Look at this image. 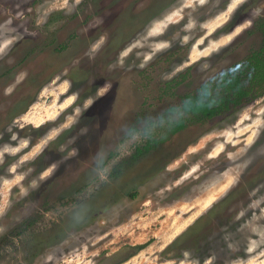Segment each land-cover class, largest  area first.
<instances>
[{
  "label": "rangeland",
  "instance_id": "1",
  "mask_svg": "<svg viewBox=\"0 0 264 264\" xmlns=\"http://www.w3.org/2000/svg\"><path fill=\"white\" fill-rule=\"evenodd\" d=\"M258 22L264 0H0V264H264V85L182 109Z\"/></svg>",
  "mask_w": 264,
  "mask_h": 264
},
{
  "label": "trees",
  "instance_id": "2",
  "mask_svg": "<svg viewBox=\"0 0 264 264\" xmlns=\"http://www.w3.org/2000/svg\"><path fill=\"white\" fill-rule=\"evenodd\" d=\"M258 24L263 26L264 22L261 24L258 22ZM261 34L264 38V30H261ZM250 57L252 58L250 59L251 61L248 62L247 66L241 72V75H245L242 73L246 72V76L248 75L249 78L240 77L241 75L236 76L233 71L227 73L225 76H221L220 82L224 87L217 93L214 100H201L199 102L193 99L187 100L183 103V113L194 119H209L223 113L226 109L241 106L254 96H260L264 88L252 97L250 96V92L264 85V39L261 48L253 52ZM183 121L184 119L177 123V127L173 129V132L183 127ZM27 226H32V220L28 221ZM2 245L0 242V250L2 249ZM8 245L10 244L5 242L4 246ZM144 246H136V249H142Z\"/></svg>",
  "mask_w": 264,
  "mask_h": 264
},
{
  "label": "flooded vegetation",
  "instance_id": "3",
  "mask_svg": "<svg viewBox=\"0 0 264 264\" xmlns=\"http://www.w3.org/2000/svg\"><path fill=\"white\" fill-rule=\"evenodd\" d=\"M56 208H58V206H57V205H56V207L54 206V210H55ZM39 221H40V219H39V218H37L35 223L39 224Z\"/></svg>",
  "mask_w": 264,
  "mask_h": 264
}]
</instances>
